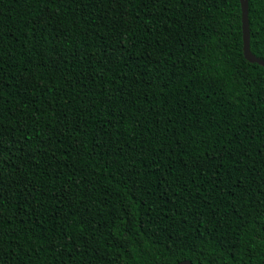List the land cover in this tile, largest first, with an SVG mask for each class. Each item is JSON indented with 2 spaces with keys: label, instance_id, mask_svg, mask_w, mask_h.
<instances>
[{
  "label": "trees",
  "instance_id": "16d2710c",
  "mask_svg": "<svg viewBox=\"0 0 264 264\" xmlns=\"http://www.w3.org/2000/svg\"><path fill=\"white\" fill-rule=\"evenodd\" d=\"M242 46L240 0H0V264H264Z\"/></svg>",
  "mask_w": 264,
  "mask_h": 264
},
{
  "label": "water",
  "instance_id": "95a60500",
  "mask_svg": "<svg viewBox=\"0 0 264 264\" xmlns=\"http://www.w3.org/2000/svg\"><path fill=\"white\" fill-rule=\"evenodd\" d=\"M241 8V29H242V51L244 58L250 63H256L264 67V61L255 57L249 49V29H248V0H240ZM177 264H192L188 261H182Z\"/></svg>",
  "mask_w": 264,
  "mask_h": 264
}]
</instances>
